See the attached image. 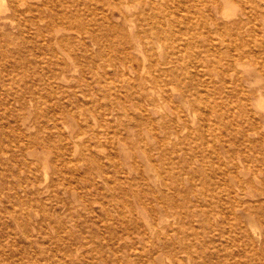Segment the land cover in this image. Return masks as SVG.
I'll return each mask as SVG.
<instances>
[{
	"label": "bare ground",
	"instance_id": "1",
	"mask_svg": "<svg viewBox=\"0 0 264 264\" xmlns=\"http://www.w3.org/2000/svg\"><path fill=\"white\" fill-rule=\"evenodd\" d=\"M62 1L64 5L62 4V8L59 12L55 13L51 11L50 14H47L44 9L51 10L50 0H43L42 2L41 0H0V26L6 28L7 26L14 27L22 38L25 37V39L27 38V40H29V43L30 41L38 43L40 55L44 54L47 57L46 61L49 63V67L47 66L48 73L46 71L47 74L43 73V75L46 74L48 77H40L38 74L36 81L40 80L44 82L45 86L50 80L66 81V73L75 71L77 68H80V72L83 76L85 73L95 70H113L117 77L126 82L130 95H123L125 97L121 98L124 99L126 103L129 102L131 106L136 108L135 117L142 122L143 128L152 134L153 139H150V141L152 140L154 143L146 144L144 139H142L144 137H141V135H138V142H135L136 144H134L131 149L127 147L125 138H120L118 140L119 145L115 142L118 147H122V152L126 157L124 158L123 165L126 167L128 166L130 174L136 172L135 180L137 181L136 185L132 186L130 193L128 192L133 200H124L120 205L119 203L117 204L119 205L117 208L118 213H116L117 217L115 218L114 216V221L117 223L116 231L118 234L116 240L122 241L124 245L130 243L133 247L137 242L143 241L147 237L152 238L154 236L157 241H159L158 243H160L164 249H167L169 245L174 243L175 234L177 236L184 234L186 228H189L192 223L191 221L195 218L202 219L205 224H211L213 219L219 218L221 219V224H224V226L228 225L229 227V232H224L223 244L221 243L222 250H233L232 257L234 259V257L239 256L237 252L243 247L244 251H248L249 249L254 250L259 254V260H263L264 24L263 28H261L259 21L264 20V0H98V13H94L95 9L90 8L88 16L84 18L79 12V3L77 0ZM71 7H74V10H71ZM3 40H5V38ZM15 40L18 41L17 39ZM22 42H24V40ZM22 42H20V44H22ZM9 43L5 44L8 45ZM12 45L14 44L12 43ZM17 46L18 45H16V47ZM34 46L36 50L37 46L35 44ZM7 48L9 47L7 46ZM18 48L20 50L22 46ZM10 49L11 48L7 51H10ZM28 52L30 51L28 50ZM36 55L32 58L35 59ZM44 55L43 59L45 57ZM5 56L6 55H4V57ZM7 58L10 60L9 54ZM39 62H41V60ZM29 63H31V60ZM34 67H32L33 72L35 71ZM5 69H3V71ZM23 69L27 71L26 68ZM35 69H37V67ZM6 76L7 75H5V77ZM1 78L4 79L3 76ZM12 81L14 83V79ZM26 82H24V84ZM31 83L33 84V82H29V84ZM92 83L94 84V82ZM0 84H3V82H0ZM44 85L41 87L43 88ZM67 85H65V87H67ZM51 88H53V86ZM61 89L62 88H60V90ZM65 89L68 91V87ZM99 89H102V87H99ZM89 93L88 97H90ZM15 94L17 95L18 93L16 92ZM33 95H35V93ZM38 95L40 98V94ZM8 96H6V98H8ZM81 96L83 97L84 95ZM51 98L53 97L51 96ZM61 98L64 99L65 97ZM25 99H27V97H25ZM49 100L51 99L49 98ZM85 102L87 103V101ZM37 104L39 103L37 102ZM18 106L20 105L18 104ZM99 106L100 105H97V110L96 108V111L94 110L95 112L98 111ZM21 111L23 110H20V112ZM124 112L127 113L125 109ZM17 114L19 115L20 113L17 112ZM73 115L74 117L77 116L74 113ZM58 119H56L57 122ZM65 119L63 118V120ZM51 120V122H53L55 118ZM15 121H17V119H15ZM134 122H136V119ZM86 126L87 124L85 127ZM90 128L88 126V129ZM136 128H140V126ZM17 129L19 130L20 128L18 127ZM56 129H58V127H56ZM109 129L112 130L111 128ZM96 130L94 129L95 133ZM82 131L81 134L84 133V130ZM17 132L14 133L17 135ZM89 132L91 133V131ZM140 132L142 131L140 130ZM0 133L4 135L2 132ZM20 134L22 133L20 132ZM67 134L69 136L68 131ZM23 135L26 137L25 133ZM68 136L66 137L69 138L70 136ZM24 137L22 138L25 139ZM9 139H11L9 141H12V138ZM70 139L72 140V138ZM176 139H180V142L178 141V143H175ZM61 141L68 143L66 138ZM86 143H90L89 139L88 142L86 140ZM91 143L90 145H92ZM15 144L17 145L18 143L15 142ZM169 144H172L171 148H169ZM67 145L65 144V146ZM105 145L107 144L105 143ZM51 148L53 149L54 147L52 146ZM138 148L143 150L142 154L144 155L146 164L144 168L139 167L134 169V167H137L135 161L138 157ZM67 150L69 151L70 148ZM107 150H109V148ZM110 150L109 152H111ZM127 150L130 151L129 154L128 152L126 153ZM73 151L75 150L73 149ZM79 152L80 150H78V153ZM34 154L35 153H33V155ZM58 154L59 152L57 155ZM79 156H82V154H79L78 157ZM55 157L56 156H54V158ZM64 157L65 156H63V158ZM41 159H43V157H41ZM83 160H85L84 157ZM59 161L60 160H58V162ZM73 161L75 162L78 160L74 159ZM60 163L63 164V161ZM60 163L59 165H62ZM167 165L169 167H166ZM117 166L119 165L117 164ZM172 169H183L182 175L184 174L186 180L190 183L188 188H182L177 184L173 189L164 183V181L172 175ZM74 176L76 175L74 174ZM102 177L104 176L102 175ZM199 177L202 179L200 180ZM43 178H49L47 173H45ZM92 182L95 181L92 180ZM148 182H151L155 186L159 183H163L166 187L164 195L159 196L154 189L147 184ZM176 183H178V181ZM77 187L79 188V186H76V189ZM85 189H87V187ZM161 189H163V187ZM63 194L66 195L65 193ZM249 198L257 199L250 200ZM64 206L66 205L64 204ZM115 208L113 209L115 210ZM244 219L247 220L246 224H244ZM170 220L178 221L177 225L170 224V226L163 227V223ZM218 224H220L219 221ZM208 225L206 224L205 226L209 227ZM259 226H261L262 229H260ZM210 230L212 231L211 228ZM200 234L201 233H199V235ZM243 234L246 235V238L244 241H240ZM213 240L212 238V241ZM204 241L205 240H203V242ZM153 242L155 241L153 240ZM214 242L213 245L215 244ZM217 242H219V240ZM259 247L263 252H259ZM186 250L190 255L194 254V251H192L189 246H186ZM136 255H139L138 257L141 258V263H147L148 259L145 258V254L139 252V254L136 253ZM149 255L150 259L153 258L162 263L169 260L164 259L163 253L160 252H150ZM136 259L138 258H135V260ZM208 262L211 264V261ZM123 263H125V261Z\"/></svg>",
	"mask_w": 264,
	"mask_h": 264
},
{
	"label": "rangeland",
	"instance_id": "2",
	"mask_svg": "<svg viewBox=\"0 0 264 264\" xmlns=\"http://www.w3.org/2000/svg\"><path fill=\"white\" fill-rule=\"evenodd\" d=\"M42 1L43 0H41V2ZM77 1L79 3L78 5L79 12L83 18L88 16V12L90 8L95 9L94 13L98 11V6H99L98 0H89V1L77 0ZM62 4H63L62 0H50L51 10L44 9V11L47 14H50L51 11L55 13L59 12V10L62 8ZM71 10H74V7H71ZM263 21L262 20L259 21L261 28H263V24H264ZM7 28L9 29V31ZM7 28L0 26V32H1L0 33V37H1L0 52L3 50L0 53L1 55L0 56V72H1L0 74H1V77L2 76L4 77V79L0 77V82L1 83L3 82V84H0L1 86L0 87V91H1L0 101L2 102V103L0 102V104H2L0 105V132H2L5 135L4 136L0 133L1 134L0 138L2 137L0 139V151H1L0 152V264H143L140 262L141 258L138 257L139 255H136V253L139 254V252L145 254V258L148 259L147 263L145 264H153V262L154 264H167V262L168 264H179V263L181 264L182 263L183 264H210L208 261H211V264H215V263L220 264V262L221 264H252V263L253 264H264V258L263 260L260 259L261 260L260 261L258 258L259 254L255 252L254 250L249 249L248 251H244L243 247H241L240 250H238L237 252V254L240 257L237 256V257H234V259L232 257L233 250L231 249L227 250L228 252L225 251V249L222 250L223 248L221 246V243L223 244V239L225 236L224 232H229V227L228 225H225L226 226L225 227L224 224H221L222 222H221V219L219 218L213 219V221H211V224L206 223L207 225L209 224L208 225L209 227L205 226L206 224L203 222L202 219L195 218L193 221H191L192 223L189 226V228H186L185 230L186 232H184V234H181L179 236L175 234L174 243L169 245V248L167 249L166 248L164 249V247L160 243H158L159 241H157V239L154 236L152 238L147 237L145 240L137 242L133 247L130 245V243L129 244L127 243V245H130V246H127V245H124L122 241L116 240V238L118 237V234L116 231L117 223L114 220L117 217V214H116L118 213L117 208L120 205V203L123 202L124 200H133L132 197L129 196L130 194H128V192L130 193L132 186H135L137 183V181L135 180L136 172L135 173L132 172L130 174L128 166L126 167L123 165L124 158L126 157L124 156V153L122 152V147L120 146L118 147L119 145L118 140L120 138H125L126 145L130 149L133 147L134 144L138 142V135H141V137H144L142 139H144V142L146 144L154 143L152 140L150 141V139H153L152 134L149 133L146 129H144L142 126L143 125L142 122L140 120H137V118L135 117L136 108L131 106L129 102L126 103L124 99H122L126 95H130L126 82L123 81L121 78L117 77V75L115 74L113 70L100 69V70H95L93 72L85 73L83 76L82 73L80 72L81 71L80 68H77V70L75 71H70L66 73L67 75L66 81L62 82L60 80H50L46 83V86H45L44 82L40 80L36 81V79L38 78L37 77L38 74L40 77H45V78L48 77V75L46 74L48 73L47 70L49 67V63L46 61L47 57L44 54L40 55V50L38 49L39 47L38 43L37 42L34 43L35 41L33 42L30 41L29 43V40H27V38L25 39V37L22 38L17 32V29H15L14 27L7 26ZM3 37L5 38V40H3L4 39ZM9 39L11 40L13 39L12 42ZM15 39H17L18 41H16ZM22 39L24 40L25 43L22 42L23 41ZM20 42H22V44H20ZM5 43H9V44L7 45ZM12 43L15 46L12 45ZM34 44L37 46L36 50H35ZM16 45L18 46L16 47ZM7 46L11 48L10 51H7L9 49L7 48ZM19 46L20 47L22 46L20 50L18 48ZM30 47L32 50L30 49ZM13 50L15 51V54ZM28 50L30 52H28ZM17 52L20 54H18ZM8 54H9L10 60H8L7 58ZM4 55L6 56L4 57ZM22 55L23 56L25 55V56L23 57ZM35 55H36L35 59L37 60L32 58V57H35ZM43 55L45 56L44 57L45 60L43 59ZM23 58L24 59L26 58L27 61L26 59L24 60ZM39 59L41 60V62H39L40 61ZM30 60H31V63H29ZM9 61H12V62H9ZM32 67H34V70H35L34 72H33ZM36 67L37 69H35ZM1 68L3 69L6 68V69L3 71V69ZM23 68H26L27 71ZM43 73H46V74L43 75ZM24 74L26 75V77ZM5 75L7 76L5 77ZM13 75H14V78H13ZM86 75H87V78H86ZM76 78L79 80H77ZM13 79H14L15 84L12 81ZM24 82L26 83L24 84ZM29 82H33L34 85L32 83H31L32 85L29 84ZM92 82H94V84ZM259 83H260V80H259ZM7 84H10V85H7ZM43 85L44 87L42 88L41 86ZM65 85H67L68 91H66L65 88L67 87H65ZM52 86L54 89L51 88ZM70 86L71 87L73 86V87L71 88ZM99 87L100 88L102 87V89H99ZM25 88L27 89L30 88V89L27 90ZM60 88L62 89L60 90ZM97 89H98V92H97ZM29 90L30 91L33 90V91L30 92ZM52 90H53V93H52ZM14 92L15 93L17 92L18 94L16 95ZM87 92L89 93L90 97H88ZM34 93L35 95H33ZM38 94H40V98ZM81 95H84V96L82 97ZM6 96H8V98H6ZM35 96L36 97L38 96L37 99L39 98L40 100L39 99L37 100ZM51 96L53 98H51ZM25 97H27L28 100L25 99ZM48 97L51 100H49ZM61 97H65V98L62 99ZM18 100L20 101V103ZM62 100H63V103H62ZM84 100L87 101V103L89 102L90 104L89 103L87 104ZM49 101L51 104L49 103ZM37 102L39 104H37ZM13 103H14V106H13ZM75 103L79 105L77 106ZM18 104L20 106H18ZM73 104L75 107L73 106ZM97 105H100V106L98 108V111L95 112L97 110ZM115 105H116V108H115ZM104 106L111 107V108H106ZM19 107L20 108L22 107V108L20 109ZM19 109L23 111L20 112ZM124 109L129 115L124 112ZM17 112H19L20 114L18 115ZM73 113L76 114L78 117L76 115H75L76 117H74ZM116 114H120V115H116ZM68 115L70 118L68 117ZM106 115L109 117H107ZM98 116H101V117H98ZM54 118L55 120L59 118L58 122L56 120L57 123L55 122ZM63 118L64 119L66 118L65 119L66 121L63 120ZM15 119H17V121H15ZM51 119H53L54 121L51 122L52 121ZM135 119H136V122H134ZM85 123L87 124L86 127H85L86 125ZM107 123L110 125V127ZM88 126L89 128L90 127L92 128L88 129ZM139 126L141 129L136 128ZM18 127L20 128L19 130L22 134H20L19 130L17 129ZM56 127H58V129H56ZM61 127L63 128L65 127L64 128L65 132L63 131V128ZM109 128H111L112 130H110ZM94 129L95 130L97 129L96 133ZM139 129L142 132H140ZM82 130H84V133L81 134V132H83ZM119 130H123V131H119ZM23 131L26 134V137H24L25 135H23L24 134ZM67 131L69 132L70 137L68 136ZM89 131H91V133ZM14 132H17V135ZM88 132L90 133V135ZM101 132H103L104 134ZM94 133L97 135H95ZM66 136H68L69 138H67ZM124 136H127V137H124ZM22 137H24L25 139H23ZM9 138H12V141H9L11 140ZM65 138L68 143H64L63 141H61L63 139L65 140ZM70 138H72V140ZM69 139L71 142L69 141ZM73 139H74V143H73ZM88 139L90 143L93 142L91 143L92 145H90V143H86V140L88 142ZM178 141L180 142V139H176L175 143H178ZM15 142H17L18 144L16 145ZM105 143L107 145H105ZM65 144L66 145L68 144L69 146L67 145L68 146L67 147L65 146ZM52 146L54 147L53 149L51 148ZM90 146H92L93 148ZM103 146H104V149H103ZM108 146L111 147V150H110V147ZM168 146L169 148H171L172 144H169ZM64 147H66L67 149L70 148V150L68 151ZM74 147L77 149H75ZM80 147L82 150L80 149ZM108 148L111 152L107 150ZM73 149L75 151H73ZM8 150L10 151V153ZM78 150H80L79 153H78ZM58 152L61 155L59 154L57 155ZM127 152L128 154L130 153L129 150H127L126 153ZM142 152L143 150L141 148H138L137 150L138 157L135 161V163L137 164V167H134V169L139 168V167H142V168L145 167L146 162L144 160V155L142 154ZM33 153L35 154L33 155ZM79 154H82V156L78 157ZM54 156L56 157L54 158ZM63 156L65 157L63 158ZM41 157H43V159H41ZM83 157L85 160H83ZM72 159L73 160L77 159L78 161L74 162ZM58 160L60 161L58 162ZM62 161H63V164L65 163L64 166L62 163H60ZM59 163L62 165H59ZM117 164L119 166H117ZM166 167H169V166L167 165ZM76 170H77V173H76ZM72 172L77 177L74 176ZM45 173H47L49 178L47 179L43 178V176H45ZM182 173H183V169H179V170L172 169V175H170L168 177L169 180L166 179L164 183L169 185L168 187H172L173 189L175 188L177 184H179L178 186L182 188H188L190 186V183L186 180V176L184 174L182 175ZM102 175L104 177H102ZM199 179L201 180L202 178L199 177ZM92 180L95 182H92ZM103 180H105L106 182ZM177 181L178 183H176ZM77 182L79 185L77 184ZM79 182H82V183H79ZM147 184L150 185L151 188H153L154 191L159 196L164 195V191H166V187L163 185V183H159L157 186H155L151 182H148ZM76 186H79V188L77 187L76 189ZM84 187L85 188L87 187V189H85ZM162 187L163 189H161ZM63 193H65L66 195H64ZM249 199L255 200L257 198H249ZM85 203H87L88 205ZM118 203L119 205H117ZM64 204L66 206H64ZM113 208H115V210L117 209V211L115 212ZM170 221L163 223V227L170 226V224L177 225L178 223V221L176 220L175 221L170 220ZM218 221L220 224H218ZM246 223H247V220L244 219V224ZM259 227L260 229H262L261 226ZM210 228L212 229V231L210 230ZM199 233L201 234L199 235ZM243 235L241 236L240 241L245 240L246 235L244 236ZM211 236L214 239L213 241H212ZM153 240L155 242H153ZM203 240L205 241L203 242ZM218 240L219 242H217ZM213 242L215 243L214 245H213ZM205 244L207 245L208 249L206 248ZM218 245H219V248H218ZM141 246L143 249L141 248ZM149 246L152 248H150ZM186 246H189L190 249L194 251L193 255H190V253L187 252ZM154 251L163 253V258L169 259V260H166L165 263H162L161 261L154 260L153 258L150 259L149 254L150 252L153 253ZM239 251H240V254H239ZM260 251L263 252V250L259 247V252ZM122 255H124L125 257ZM250 256H251V260H250ZM135 258H138L139 260L138 259L135 260ZM113 260L115 261L117 260V261L115 262ZM137 260L139 261V263ZM122 261L123 262L125 261V263H123Z\"/></svg>",
	"mask_w": 264,
	"mask_h": 264
}]
</instances>
